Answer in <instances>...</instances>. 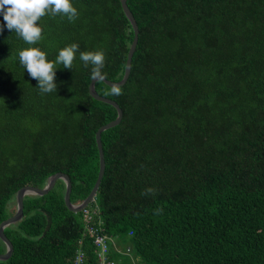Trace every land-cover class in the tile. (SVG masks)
Segmentation results:
<instances>
[{
	"label": "trees",
	"instance_id": "1",
	"mask_svg": "<svg viewBox=\"0 0 264 264\" xmlns=\"http://www.w3.org/2000/svg\"><path fill=\"white\" fill-rule=\"evenodd\" d=\"M71 2L78 19L45 15L35 45L0 32V226L22 188L43 189L63 173L79 205L99 177L96 134L118 112L91 96L92 65L80 52L102 50L104 77L120 82L135 32L120 0ZM127 4L139 27L130 76L121 95L95 84L123 113L102 133L106 169L90 205L103 234L131 247L114 243L110 260L264 264V0ZM72 43V69L57 64V92L41 94L19 50L38 47L54 61ZM65 193L58 180L24 199V218L5 229L14 253L0 264H75L79 250L84 264H98L83 213L67 208ZM6 249L0 239V254Z\"/></svg>",
	"mask_w": 264,
	"mask_h": 264
},
{
	"label": "clouds",
	"instance_id": "2",
	"mask_svg": "<svg viewBox=\"0 0 264 264\" xmlns=\"http://www.w3.org/2000/svg\"><path fill=\"white\" fill-rule=\"evenodd\" d=\"M0 15L4 24L0 32L6 27L14 32L28 45L37 44L43 35V28L39 21L45 15L55 17L66 16L69 22L78 19L77 9L71 0H0ZM79 45L72 43L59 50L54 61L47 58V53L38 47H27L19 50V63L27 71L29 77L36 80L41 94L57 92L56 65L62 64L64 69H72ZM80 60L84 67L92 65L91 78L99 80L104 77L105 54L102 50L80 52ZM111 94L121 95V88L114 85ZM153 192L154 189H147Z\"/></svg>",
	"mask_w": 264,
	"mask_h": 264
},
{
	"label": "water",
	"instance_id": "3",
	"mask_svg": "<svg viewBox=\"0 0 264 264\" xmlns=\"http://www.w3.org/2000/svg\"><path fill=\"white\" fill-rule=\"evenodd\" d=\"M120 1H121V5H122V8H123L125 15L133 27V30L135 32V37H134L133 43H132L130 50H129V53H128L126 69H125V74H124L123 79L120 82L108 81L105 77H103L102 79H99V80L104 81L110 87H113L114 85L121 87L127 83L128 78H129L130 73H131V63H132L133 55L136 51V48L138 45V39H139V36H138L139 35V27H138L137 21L133 15V13L131 12L130 8L128 7L127 0H120ZM97 81L98 80L94 79V80H92V82L90 84L91 96L98 101H102V102H105V103H108V104L114 106L117 109L118 117L115 121H112V122L108 123L107 125H104L103 127H101L96 134V140H97L99 155H100V172H99V177H98V180L96 182V185H95L93 191L91 192V194L88 196V198L82 204H79V205L73 204L71 202V193H72L71 179L67 175L62 174V173H58V174L51 176L48 179V181H47V183L43 189H38L35 187H25V188H22L21 190H19L17 195H16L17 210H16L15 215L10 217L8 220L4 221L0 226V239L5 243V245L7 247L6 252L4 254H0V261H8L14 253V247L12 245V242L6 236L5 229L11 225H16L20 221H22V219L24 218V199L27 196L43 197L53 190V188L56 185L58 180H62L66 185L65 203H66L67 208L71 212L80 213L87 206H89L90 204H92L95 201V198L97 196V193H98V190L100 188L102 179H103L104 174H105V169H106L104 147H103V144L101 141V136H102V133L104 131L119 125L121 123L122 117H123L122 109L120 108V106L115 101L110 100V99L105 98V97H102L97 93V91L95 89V84ZM47 216H48V224H47V227H46L44 234H46L50 230L51 225H52L51 215L48 213Z\"/></svg>",
	"mask_w": 264,
	"mask_h": 264
},
{
	"label": "built area",
	"instance_id": "4",
	"mask_svg": "<svg viewBox=\"0 0 264 264\" xmlns=\"http://www.w3.org/2000/svg\"><path fill=\"white\" fill-rule=\"evenodd\" d=\"M98 211L95 209H85L83 211V221L85 225L86 234L93 240V244L97 250V259L99 264H115L110 260V248L115 247L112 238L103 234L100 226L95 224ZM117 250V248H115ZM129 250V249H128ZM85 253L79 250L75 264H84Z\"/></svg>",
	"mask_w": 264,
	"mask_h": 264
},
{
	"label": "rangeland",
	"instance_id": "5",
	"mask_svg": "<svg viewBox=\"0 0 264 264\" xmlns=\"http://www.w3.org/2000/svg\"><path fill=\"white\" fill-rule=\"evenodd\" d=\"M63 174V173H62ZM13 205H16V201H14L11 205H10V207L11 208H13ZM91 205V204H90ZM90 205L89 206H87L85 209H91L90 208ZM84 209V210H85ZM83 210V211H84ZM83 211H82V213H83ZM121 243V246L123 247V248H126V247H128V248H131V247H129V244H128V241H126V239H124L123 241H118L117 239H114L113 240V243ZM132 249H134L133 247H132ZM131 250V249H130ZM111 251V250H110ZM128 253V251H126V254ZM126 256H128L129 258L131 257L132 258V260H134L135 258L133 257V254L131 253V254H127ZM98 264H99V261H98Z\"/></svg>",
	"mask_w": 264,
	"mask_h": 264
}]
</instances>
